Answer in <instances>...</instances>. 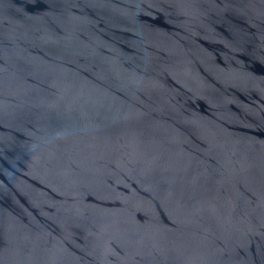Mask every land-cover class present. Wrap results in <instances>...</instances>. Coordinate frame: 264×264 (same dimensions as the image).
Returning <instances> with one entry per match:
<instances>
[{
    "label": "water",
    "instance_id": "obj_1",
    "mask_svg": "<svg viewBox=\"0 0 264 264\" xmlns=\"http://www.w3.org/2000/svg\"><path fill=\"white\" fill-rule=\"evenodd\" d=\"M0 264H264V0H0Z\"/></svg>",
    "mask_w": 264,
    "mask_h": 264
}]
</instances>
